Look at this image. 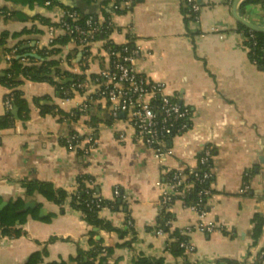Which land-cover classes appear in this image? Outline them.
I'll return each mask as SVG.
<instances>
[{"label":"crops","instance_id":"crops-1","mask_svg":"<svg viewBox=\"0 0 264 264\" xmlns=\"http://www.w3.org/2000/svg\"><path fill=\"white\" fill-rule=\"evenodd\" d=\"M57 1L42 12L55 26L65 8L79 3V0ZM233 1L201 0L199 18L186 21L184 0H130L127 12L114 13L110 18L114 27L108 40L116 44H140L146 52L139 62L140 70L152 80L165 82L166 91L178 90L181 100L193 110L188 130L168 140L174 155L162 162L155 159L149 146L132 141V127L124 114L121 121L113 120L107 99L92 98L77 119L60 120L52 113H42L44 105L56 104L68 112L84 98L81 94L61 106L60 90L49 82L25 79L18 86L30 103V118L23 122L15 117V126L0 128V196L8 200L22 195V183L28 180L51 181L67 190L68 196L61 209L52 197L38 195L45 213L38 219L29 217L24 223L29 236L8 238L0 229V264H22L31 252L45 245L49 249L46 261L75 255L78 247H90L89 226L81 211L70 204L71 193L82 175L92 177L86 180V185L96 188L105 200L114 199L116 186L124 193L127 207H104L99 211L100 218L120 229L127 227L125 210L134 220L140 240L132 248L117 250L116 255L124 256L119 264H132L139 251L164 256L169 264H215L225 257L243 260L249 252L251 261L264 248V235L255 246L249 235L252 214L264 213V70L252 62L243 44L244 33L232 12ZM3 7L13 5L9 0H0V8ZM238 11L264 26V2L248 3L243 9L245 15ZM25 26L39 31L8 37L0 45V73H4L10 55L5 49L16 48L19 42L25 54L50 47V26L38 17L30 21L0 17V35L4 30L19 31ZM62 33L58 28L54 36ZM103 43L97 39L89 44L94 58L89 59L84 72L87 77L99 73L109 63ZM75 46V41H70L55 58H65ZM79 53L83 58L82 51ZM9 91L0 84V113H4L3 100ZM43 95L48 96L41 100L43 106L34 104L33 97ZM88 111L99 122L96 129ZM74 131L94 134L96 141L89 153L64 145ZM205 144L213 147L212 197L220 200V205L213 208V216L222 224V230L191 233L195 250L186 253L188 261L183 263L175 254L174 236L170 232L157 234L154 230L160 214L159 188L155 182L164 178L168 168L195 164ZM244 176L249 191H242ZM172 208V228H182L194 216L180 202H175ZM51 212L56 216H50ZM109 233L105 243L113 244L116 235ZM54 236L72 239L50 241Z\"/></svg>","mask_w":264,"mask_h":264},{"label":"trees","instance_id":"trees-1","mask_svg":"<svg viewBox=\"0 0 264 264\" xmlns=\"http://www.w3.org/2000/svg\"><path fill=\"white\" fill-rule=\"evenodd\" d=\"M264 2V0H243L239 6V10L244 14V6L248 2ZM13 7L0 8V17L5 19H12L18 17L21 21H30L35 18H39L42 22L47 24H53L49 18L45 17L42 12L46 9L52 8L58 3L57 0H9ZM114 0H79L76 7H67L68 10L78 9L80 15L78 16V22L83 23V20L89 15L102 16L104 17L101 29L90 40H103V48L109 51L111 48H120L121 44L113 43L108 40L112 29L108 27V22L114 13L120 14L128 11L129 8L123 6L119 2V8L115 10L113 8ZM92 10H91V9ZM91 10V11H90ZM99 10V11H98ZM187 8L183 6V13L186 15ZM192 16L186 15L185 20L188 21ZM238 28L244 33L246 39L243 44L246 47H250L248 54L253 60L252 52L255 53L256 65L263 69L264 66V33L251 31L238 22ZM39 31L35 27H23L19 31L10 32L4 30L0 35V45L5 43L8 37L18 38L26 33H32ZM70 41H75L76 46L70 49L65 58H55L65 45ZM255 42V45L252 43ZM16 48L5 49L10 54V58L7 59V67L4 69V75H0V84L5 85L10 90L8 94L12 96V104L18 108V119L25 122L30 118V103L23 95V91L18 88L25 79L32 81H46L59 87L61 84H70L73 81H83L87 78L84 73L89 67V59L94 58L90 52L89 45L85 46L80 50V42L74 34H60L52 39L49 48L39 50L37 53L41 56V59L25 56L26 50L21 46V43L15 46ZM87 49V50H85ZM82 51L83 58L79 61V52ZM103 58V57H99ZM79 68L81 72H73L69 69ZM94 76V75H93ZM59 89V88H58ZM61 93V92H60ZM48 96H34L32 101L36 105H41V100L47 99ZM52 113L59 116V119H67L69 113L62 110L58 105H44L42 113ZM82 111L77 110L75 116L72 119H77L81 115ZM91 116V124L95 127L98 126L95 121L93 114L88 111ZM110 116L108 115L107 122L110 123ZM17 119L15 118L12 109L8 112H4L0 115V128L13 127L16 124ZM90 176H79L78 186L71 193L72 200L71 205L81 211V217L88 224L87 234L89 235L90 247L83 249L78 247L75 255H69L66 258L60 260L46 261L49 256L48 246L45 245L40 249L34 250L30 253L28 258L22 264H119L124 258L122 254L116 255L118 249L132 248L133 245L140 240V236L136 230L134 220L129 215L128 209L126 211L125 222L127 227L120 229L112 225L111 222L104 220L99 217L98 211L95 207L94 193L98 194L96 188H91L86 185V180L91 179ZM244 183H247V176H244ZM24 192L22 195L17 197H10L8 203L0 208V229L2 235L8 238H19L21 236H29L28 232L24 229L23 225L26 223L29 217L34 219L39 218V212L42 204L38 202L39 194H46L54 199L58 203L61 209L64 208V202L68 196L67 190L58 188L51 181L44 180H28L22 183ZM200 189V185L195 186V190L190 194L191 201L197 199V191ZM121 195L116 200H105L104 205L112 209L123 206L127 207L125 198H123L122 191ZM78 195V197H77ZM4 201V198L0 196V203ZM30 201L36 202L35 208H29L26 211H22L25 204ZM50 216H56L55 213L51 212ZM167 215L162 213L159 214L157 222L163 223ZM173 217V213L170 215ZM250 237L252 239V246L258 244L262 236L264 235V213L255 211L250 217ZM165 227V226H164ZM105 230L107 232H114L117 240L113 244L105 243L104 239H98V231L96 229ZM169 231V227L167 230ZM181 233L180 228H174L170 232L171 236L179 237ZM191 235V234H190ZM57 238L63 240H71V237L54 236L50 241H55ZM186 239H190V236H186ZM261 252H264V248L260 249L250 261L251 252L243 260L235 258H219L215 264H264L263 258H260ZM175 254L180 256L183 263L188 261L186 252L183 247L177 245ZM113 258V260H112ZM132 264H169L164 256L148 255L143 251L137 252L133 257Z\"/></svg>","mask_w":264,"mask_h":264},{"label":"built area","instance_id":"built-area-1","mask_svg":"<svg viewBox=\"0 0 264 264\" xmlns=\"http://www.w3.org/2000/svg\"><path fill=\"white\" fill-rule=\"evenodd\" d=\"M114 2L115 10L119 8V2L127 8H130L131 5L130 0H114ZM184 6L187 8L186 15H190L194 19L199 18L202 8L201 0H184ZM79 15L78 9L68 10L65 8L59 18L58 25L49 24L50 43L56 37L54 32L59 28L63 34H74L80 42L81 48L89 45L90 40L101 29L104 17L89 15L81 24L78 22ZM108 27L111 29L114 27L112 19L109 20ZM252 45H255V42ZM246 49L249 51L250 47H246ZM106 55L109 58V63L99 73L87 77L83 81L78 80L70 84L59 85L61 106L73 102L76 94H81L84 97L75 105V108L68 111L69 118H73L77 110L82 112L87 110L92 98H105L110 103V114L115 122L122 120V114L130 122L132 127L130 136L135 144L149 146L155 159L159 162L174 155V149L169 145L168 140L172 136L184 134L188 130L193 115L191 107L181 100L178 90L166 91L165 82L152 80L140 70L139 62L146 56V52L140 44L126 42L121 44L118 49L106 50ZM252 56L253 60H251L256 64L254 52H252ZM9 58L10 55L7 59ZM12 108V96L8 94L3 100L4 112L10 111ZM95 141L93 133L83 135L74 131L64 140V145L69 149L81 148L86 154L93 148ZM212 156L213 147L210 144H205L197 154L195 164H181L175 168H168L164 178L155 182L159 188L160 214L167 215L163 223H156L154 230L157 234L174 230L172 228L173 217L170 215L173 213L172 206L175 202H180L184 208L194 212V216L180 228V236L174 237L176 244L183 247L186 253L195 250V244L190 239H186V236H190L195 231L211 233L222 230V224L213 216V208L220 205V200L212 197ZM196 185H200L197 199L191 201L190 194L194 192ZM249 190L250 186L244 183L242 191ZM120 195V189L116 186L113 200H116ZM93 197L97 210L100 211L107 207L104 205L105 199L100 195L94 193ZM167 227H169V231H166ZM263 255L264 252H261L259 257L263 258Z\"/></svg>","mask_w":264,"mask_h":264},{"label":"water","instance_id":"water-1","mask_svg":"<svg viewBox=\"0 0 264 264\" xmlns=\"http://www.w3.org/2000/svg\"><path fill=\"white\" fill-rule=\"evenodd\" d=\"M242 1L243 0H234L233 1L232 12H233V15L236 18V20L238 22H241L246 27H248V29L251 30V31L264 33V26L258 25L256 23L250 21L246 17H243V16L240 15L238 9H239V6H240ZM25 56L41 59V56L38 53H36V52H28V53L25 54ZM80 58H81V53H79V57H78L77 60H80ZM0 75H4V73L2 72V73H0ZM13 114L15 115L16 118H18L17 117V108L16 107L13 110ZM7 203H8L7 200L2 201L0 203V208L4 207ZM35 207H36V202L35 201H30V202H27L25 204V206L22 209V211H26L29 208H35ZM44 213H45L44 208H40L39 216L42 217L44 215ZM96 230L98 231V236H97L98 239H104L105 240V239L110 237V233L109 232H106L105 230H101V229H98V228ZM173 247H174V249H176L177 248V244H175Z\"/></svg>","mask_w":264,"mask_h":264},{"label":"rangeland","instance_id":"rangeland-1","mask_svg":"<svg viewBox=\"0 0 264 264\" xmlns=\"http://www.w3.org/2000/svg\"><path fill=\"white\" fill-rule=\"evenodd\" d=\"M248 3H252V2H248ZM248 3H247V4H248ZM247 4H246V5H247ZM246 5H245V6H246Z\"/></svg>","mask_w":264,"mask_h":264}]
</instances>
